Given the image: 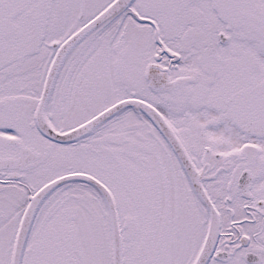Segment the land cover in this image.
<instances>
[{
  "label": "snow or ice",
  "instance_id": "obj_1",
  "mask_svg": "<svg viewBox=\"0 0 264 264\" xmlns=\"http://www.w3.org/2000/svg\"><path fill=\"white\" fill-rule=\"evenodd\" d=\"M0 264H264V0H0Z\"/></svg>",
  "mask_w": 264,
  "mask_h": 264
}]
</instances>
